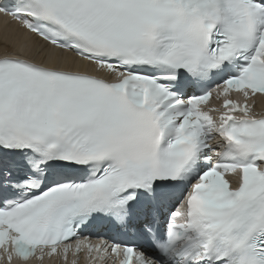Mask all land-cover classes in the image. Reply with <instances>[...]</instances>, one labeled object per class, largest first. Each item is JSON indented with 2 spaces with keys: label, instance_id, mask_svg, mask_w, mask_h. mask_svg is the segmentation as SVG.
<instances>
[{
  "label": "snow or ice",
  "instance_id": "6c2138e0",
  "mask_svg": "<svg viewBox=\"0 0 264 264\" xmlns=\"http://www.w3.org/2000/svg\"><path fill=\"white\" fill-rule=\"evenodd\" d=\"M0 14L43 42L0 53L8 264L66 259L73 241L119 264H264V0H0Z\"/></svg>",
  "mask_w": 264,
  "mask_h": 264
},
{
  "label": "bare ground",
  "instance_id": "6f19581e",
  "mask_svg": "<svg viewBox=\"0 0 264 264\" xmlns=\"http://www.w3.org/2000/svg\"><path fill=\"white\" fill-rule=\"evenodd\" d=\"M6 39L10 45L16 44L17 46H19V45H23L26 42H34L38 45H42L39 41L35 40L34 37H31L29 36V34L25 33L23 29H21L20 26L16 24L14 21H12L9 17H5L2 14H0V53H2L3 51L2 45ZM256 99L264 100V97H257ZM210 101L208 102V104L210 103ZM60 249L61 248L57 249V253L61 254ZM60 254L55 256H59ZM17 264H31V261L20 262V263L17 262Z\"/></svg>",
  "mask_w": 264,
  "mask_h": 264
}]
</instances>
